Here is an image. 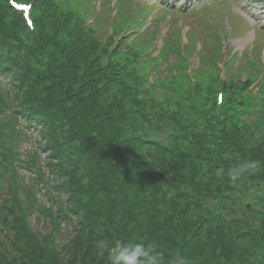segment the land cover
I'll use <instances>...</instances> for the list:
<instances>
[{
	"label": "trees",
	"instance_id": "1",
	"mask_svg": "<svg viewBox=\"0 0 264 264\" xmlns=\"http://www.w3.org/2000/svg\"><path fill=\"white\" fill-rule=\"evenodd\" d=\"M84 1L35 0L30 32L0 0V264H110L129 243L160 264H264V129L249 122H264V81L254 117L250 94L226 91L217 113L199 83L173 109L168 84L109 58L120 47ZM22 125L38 132L28 158Z\"/></svg>",
	"mask_w": 264,
	"mask_h": 264
},
{
	"label": "rangeland",
	"instance_id": "2",
	"mask_svg": "<svg viewBox=\"0 0 264 264\" xmlns=\"http://www.w3.org/2000/svg\"><path fill=\"white\" fill-rule=\"evenodd\" d=\"M159 1L95 0L91 11L85 10L86 22L98 30L99 37L106 39L110 47H120L109 58L122 64L130 63L139 74L147 76L148 81V72L152 71V85L168 84L174 90V94L167 91L173 95V109L177 99L185 102L182 97L186 91L197 92L199 83L200 97L210 86L212 96L218 90L223 91V103L228 90L236 93L239 100L250 98L245 112L251 117L256 116L258 112L254 110L252 97L258 100L264 81V73L259 77L264 69V2L255 5L252 0H196L192 4V0H182L185 7H177L171 0L169 3L166 0L163 3L176 10L170 11L160 8ZM83 6L88 7L84 0ZM240 53L243 57L236 59L234 64L239 63V67L232 68L229 54L235 57ZM243 68L247 69L246 73ZM4 82L0 77L2 86ZM149 91L170 107L165 95L153 89ZM242 91L250 95L244 98ZM237 103L241 106L238 100ZM256 120H260L259 115ZM256 120L249 122L261 124L264 129V122ZM20 132L16 141L19 151L24 158L31 157L37 146L38 132H31L25 125L20 126ZM45 156L46 152L38 153L39 159ZM16 167L30 184L35 173L25 167ZM45 190L40 187L36 191L44 201L47 199Z\"/></svg>",
	"mask_w": 264,
	"mask_h": 264
},
{
	"label": "clouds",
	"instance_id": "3",
	"mask_svg": "<svg viewBox=\"0 0 264 264\" xmlns=\"http://www.w3.org/2000/svg\"><path fill=\"white\" fill-rule=\"evenodd\" d=\"M237 175H233L235 180ZM102 249H108L109 246L101 242ZM110 264H160L159 257L155 254L151 246H145L139 243H129L121 246L117 251L109 255Z\"/></svg>",
	"mask_w": 264,
	"mask_h": 264
},
{
	"label": "snow or ice",
	"instance_id": "4",
	"mask_svg": "<svg viewBox=\"0 0 264 264\" xmlns=\"http://www.w3.org/2000/svg\"><path fill=\"white\" fill-rule=\"evenodd\" d=\"M21 7H26V6H21ZM29 23H30V21H29Z\"/></svg>",
	"mask_w": 264,
	"mask_h": 264
}]
</instances>
